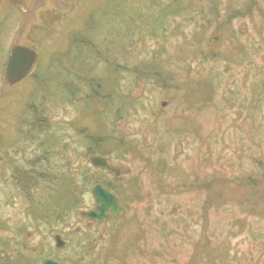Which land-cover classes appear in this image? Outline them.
I'll use <instances>...</instances> for the list:
<instances>
[{"label":"rangeland","instance_id":"374dc122","mask_svg":"<svg viewBox=\"0 0 264 264\" xmlns=\"http://www.w3.org/2000/svg\"><path fill=\"white\" fill-rule=\"evenodd\" d=\"M222 1L0 0V264H264V181L240 183L264 161V35L240 15L208 39ZM241 40L260 52L245 55ZM18 43L38 59L7 85ZM87 134L121 170L123 212L103 224L81 212L92 184L113 178L89 163ZM46 169L81 179L77 205Z\"/></svg>","mask_w":264,"mask_h":264},{"label":"trees","instance_id":"16d2710c","mask_svg":"<svg viewBox=\"0 0 264 264\" xmlns=\"http://www.w3.org/2000/svg\"><path fill=\"white\" fill-rule=\"evenodd\" d=\"M257 3H258V0H223L222 3L220 2V4H218V5L210 4V8H209L208 11L211 12V13H209L207 15V20L211 21L213 23V25H212V28H211L210 32L207 33L208 39L212 40L213 42H216L219 39V36H220V34H221L222 31H229V29H231L232 19L235 18V17H237V16H240V15H242V16L247 15L249 17V19H250V22H252L253 24H255L253 26V27H255V31L258 32V33L260 31V33L262 35H264V11L261 10L260 9L261 7H260L259 8L260 14H259V16L256 15V12H259L258 9L255 8V5ZM258 27H259V29H258ZM248 33L251 36H254L253 33L249 32V31H248ZM253 40H255V39L252 38L249 41H253ZM243 41H247V39L246 40H243ZM243 41L241 40L240 45L242 44L241 46L244 49L245 55H249L250 53H254V52H255V54H258L260 52L259 50H261V47L259 45L254 44V43L251 42L252 44H250V47H248L249 44L247 45ZM80 42L83 43L84 40L80 39ZM255 49H256V51H255ZM204 52H205V50L203 48H201L200 49V54H202V55L205 56ZM4 66H5V64H4ZM258 68H259V73H260V75L258 77H260V79L263 78L261 80V84H262V86L264 88V63L263 64H259ZM131 71H133L136 75H141L142 72H144V71H141L140 69H132ZM162 81H164V83H165L168 80L162 79ZM127 96H128V94H127ZM36 119H38V120H36ZM33 123H35L36 125H39L40 127L43 126V124H44L43 120H40V117H37V116H36L35 120L33 121ZM84 137L87 138V140L89 142V145L88 146L85 145V148H86L85 152H87V153L93 152L94 153L95 152V147H96V142H99L100 140L99 139H96V137H93L92 135H88V134L85 135ZM117 139L120 140L119 142H122L123 141V139H121L119 137ZM95 153H98V155H100V156L101 155L102 156H105V157L107 156L103 152L99 153V152L96 151ZM40 156H41V158H46L45 153L41 154ZM107 158H108V156H107ZM255 161H256L255 162V165L256 166L253 165L252 167L253 168H258V169L255 172L253 170H251L250 172H248V174L244 177L245 178L244 182L243 183L240 182L242 187L243 186L244 187H247L248 186L249 188H251L252 186L258 185V182H263L264 181V165H263L264 164V161L262 159V156L258 155L256 157V160ZM259 164H262V167ZM102 169H104V168H102ZM102 169L99 168V170H102ZM96 170H98V169H96ZM30 171H34L35 172V170H30ZM18 172H20L22 174V177H30L29 176L30 175L29 174V171L26 170V169H24V170H18ZM41 174L43 176H45L47 179H48V177L51 178L53 176V180H52L51 184L53 186H55L56 190H57L58 186H60V189L63 192L66 193V197H67L66 198V201L69 202V203L72 202L70 204V206H69V209H70V207H74L75 205H77V202H76L77 199H74V197L78 196V193H79V195L81 194V191L82 190H80V189L84 188L83 186H85V185L83 184V186H80V189H76L74 191V189L76 188L74 186L79 185L81 179L79 180L76 177V175H74V173L71 172V170H68L67 173L64 174V176H62V171L61 170H59L57 172H54V171L51 172V171H49V170L46 169V170H44V172H41ZM114 180L115 179L113 177L111 183L108 184V186L107 185H105V186L110 191H112L113 194H115L117 196V198L119 200L120 206H122V208H124V206L120 202V197L121 196L118 194L119 193L118 190H117L118 187L116 186L115 183L114 184L112 183V182H115ZM206 185L207 184H205V183H203L202 185L199 184L198 189L201 186H203V189H206L207 188ZM208 190L211 191L212 189L211 188L210 189L208 188ZM205 191L206 190H204L203 192H205ZM74 193H75L76 196L74 195ZM206 204L207 203H200L199 204V207L198 208H199V212L201 213V217L202 216L204 217V215H206L204 213V210L206 208ZM65 205H66V203H65ZM87 219H88V221L91 222V220L89 218H87ZM141 221L143 222L142 219H141ZM104 222L100 223V222L93 221L94 224H98V223L103 224ZM249 225H251V223H248V227H249ZM154 226H155V224L152 225V228H155ZM157 226H165L163 228H161V227L159 228L158 227V229H163V230H160L161 232H165L166 231L168 233H171V232H175L176 233L178 231L176 229V227H174V226H171L170 227V226H167L166 224L164 225L161 220L158 222ZM151 230H153V229H151ZM218 231L219 232H227L229 230L228 229L227 230L217 229V232ZM155 232L156 231L153 230V233H155ZM261 234H263V233H261ZM169 240L168 241L166 240L164 244L170 246L169 244H167L169 242ZM220 240H221V238L218 237L217 241L220 242ZM128 250H129V252H132L133 251L131 247ZM75 261L77 263V261H79V259L77 258V259H75Z\"/></svg>","mask_w":264,"mask_h":264},{"label":"water","instance_id":"95a60500","mask_svg":"<svg viewBox=\"0 0 264 264\" xmlns=\"http://www.w3.org/2000/svg\"><path fill=\"white\" fill-rule=\"evenodd\" d=\"M13 5L21 4L24 0H9ZM38 59V53H36L33 47H28L22 44H15L11 46L8 52V58L5 63L3 77L7 85H14L29 74L34 67V63ZM92 163L94 167L104 168L112 173L115 179L120 177L121 170L119 167L113 166L106 157L100 155H90L89 163ZM91 195L94 198V205L92 209L83 211L82 214L89 218L91 221L104 222V220L110 219L120 215L123 212L122 206L119 204V200L116 195H113L108 189L99 183L93 184L91 188ZM53 241L57 248H61L65 245V241L61 234H54ZM41 264H58L53 259H46Z\"/></svg>","mask_w":264,"mask_h":264},{"label":"bare ground","instance_id":"6f19581e","mask_svg":"<svg viewBox=\"0 0 264 264\" xmlns=\"http://www.w3.org/2000/svg\"><path fill=\"white\" fill-rule=\"evenodd\" d=\"M105 157V156H104ZM107 158V157H106ZM108 159V158H107ZM108 161L110 162V160L108 159ZM111 164H112V162H110ZM95 184V183H94ZM100 184V183H99ZM101 185H103L106 189H108L104 184H101ZM92 186H93V184H92ZM92 188V187H91ZM109 190V189H108ZM110 191V190H109ZM90 192H91V190H90ZM111 193H112V191H110ZM113 194V193H112ZM113 195H115V194H113ZM92 196V195H91ZM87 210H89V209H87ZM86 209L85 210H82L81 212H83V211H87Z\"/></svg>","mask_w":264,"mask_h":264},{"label":"flooded vegetation","instance_id":"af4514ba","mask_svg":"<svg viewBox=\"0 0 264 264\" xmlns=\"http://www.w3.org/2000/svg\"><path fill=\"white\" fill-rule=\"evenodd\" d=\"M25 1V0H24ZM93 207V206H92Z\"/></svg>","mask_w":264,"mask_h":264}]
</instances>
